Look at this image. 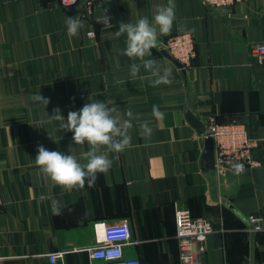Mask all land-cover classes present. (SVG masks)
<instances>
[{
    "label": "crops",
    "instance_id": "1",
    "mask_svg": "<svg viewBox=\"0 0 264 264\" xmlns=\"http://www.w3.org/2000/svg\"><path fill=\"white\" fill-rule=\"evenodd\" d=\"M173 2L172 30L158 35L148 57L172 70V83L153 87L155 77L122 54L125 38L114 32L120 22L145 16L152 22L168 0H98L92 11L85 4L65 8L60 0H0V264H51L49 255L61 251L56 264H91L95 224L122 222L131 230L126 258L181 264L180 208L214 226L197 264L264 261V232L248 225L256 215L264 228V63L252 52L254 43L264 42V0H243L231 10L209 9L200 0ZM104 9L112 17L109 29L99 23ZM69 17L83 23L77 36L67 34ZM93 30L96 38L88 36ZM183 32L197 48L187 69L162 49L168 36ZM132 63L141 64L136 79ZM39 92L50 98L46 108L31 98ZM96 99L111 100L121 123L131 119V146L108 153L112 166L97 174L94 186L68 191L35 165L37 147L85 163L87 143L75 145L73 133L48 115L59 107L66 119ZM154 105L163 119L152 116ZM209 115L246 125L260 142L255 157L262 164L239 175L219 169L205 154ZM144 123L150 138L141 135ZM42 194L50 199L40 201ZM52 199L60 215L53 214Z\"/></svg>",
    "mask_w": 264,
    "mask_h": 264
},
{
    "label": "clouds",
    "instance_id": "2",
    "mask_svg": "<svg viewBox=\"0 0 264 264\" xmlns=\"http://www.w3.org/2000/svg\"><path fill=\"white\" fill-rule=\"evenodd\" d=\"M74 4L76 0H71ZM175 5L173 0H168L167 5L157 7L153 21L148 17H142L136 22H120L118 30L114 32L116 37H124L125 48L122 54L130 60L142 62V67L151 73L155 79L151 80V85L157 87L161 84L172 83L170 68H161L152 56V49L158 47V35L167 36L170 34L175 20ZM108 10H103V15L99 23L105 29L111 28L112 17ZM67 34L77 36L83 23L78 18L69 17L66 21ZM141 71V64L132 63L130 66V78H138ZM144 79V77H139ZM32 100L47 107L50 98L44 97L40 92L34 94ZM112 101L94 100L85 103L78 111H69L67 118L61 114L59 107L53 108V114L48 115L49 121H59V128L63 131L72 132V141L75 145L87 143L89 150L82 153L85 163H81L74 155L65 154L61 151L48 150L43 145H38L37 155L34 159L35 165L44 173L55 185L71 191L75 188L83 189L94 186L98 173H107L112 166V160L108 153H121L131 146V136L129 129L132 128L131 119H125L121 123L118 115V108L111 106ZM126 116L133 117L131 110L126 112ZM152 116L157 120L164 117L158 106L152 108ZM141 135L150 138L152 129L147 123L141 125ZM104 149V151H102ZM235 174L243 172L242 164H232ZM50 197L41 195L40 201H45ZM51 210L54 215L61 214V205L55 199L51 200Z\"/></svg>",
    "mask_w": 264,
    "mask_h": 264
},
{
    "label": "built area",
    "instance_id": "3",
    "mask_svg": "<svg viewBox=\"0 0 264 264\" xmlns=\"http://www.w3.org/2000/svg\"><path fill=\"white\" fill-rule=\"evenodd\" d=\"M98 0H76L73 4L71 0H60L63 7L73 9L81 4H85L89 11L95 8ZM206 8L219 10H231L243 0H200ZM90 38H96L95 31L88 33ZM174 60L180 63L184 69L193 65L197 57L196 42L191 33H174L168 36L162 45ZM254 61L264 63V42H257L252 45ZM207 133L206 140L212 139L215 151L216 166L231 172L235 170L232 164H242L244 170L259 166L253 150L259 148L260 142L251 137L248 127L242 123L228 122L219 123L216 115H209L206 118ZM177 241L180 250L181 264H197L196 253L205 251L207 238L214 233V226L207 218H194L190 211L180 208L176 212ZM249 230L259 233L264 232L262 218L260 216H250L248 218ZM95 245L89 250L92 260L91 264H142L140 260L126 258L124 249L132 241L131 230L127 222L107 225L104 223L95 224ZM195 243H198L196 247ZM66 251L49 255L51 264H56ZM260 264H264V261Z\"/></svg>",
    "mask_w": 264,
    "mask_h": 264
},
{
    "label": "water",
    "instance_id": "4",
    "mask_svg": "<svg viewBox=\"0 0 264 264\" xmlns=\"http://www.w3.org/2000/svg\"><path fill=\"white\" fill-rule=\"evenodd\" d=\"M213 141L212 139H207L206 140V149H205V154L207 155L208 158H214V147H213Z\"/></svg>",
    "mask_w": 264,
    "mask_h": 264
},
{
    "label": "rangeland",
    "instance_id": "5",
    "mask_svg": "<svg viewBox=\"0 0 264 264\" xmlns=\"http://www.w3.org/2000/svg\"><path fill=\"white\" fill-rule=\"evenodd\" d=\"M259 148H260V144H259V146H258ZM258 149V148H257ZM257 149H255V150H253V155H254V157H255V151L257 150ZM255 159H256V161L257 162H259L260 164H262L256 157H255ZM214 162H215V164H216V159H215V151H214ZM259 164V165H260ZM258 167V166H257ZM255 168V167H254ZM222 169H224V168H222ZM227 170V169H226Z\"/></svg>",
    "mask_w": 264,
    "mask_h": 264
},
{
    "label": "trees",
    "instance_id": "6",
    "mask_svg": "<svg viewBox=\"0 0 264 264\" xmlns=\"http://www.w3.org/2000/svg\"><path fill=\"white\" fill-rule=\"evenodd\" d=\"M218 122H219V123H225V122H224V121H222V120H220V121L218 120ZM227 123H228V122H227Z\"/></svg>",
    "mask_w": 264,
    "mask_h": 264
}]
</instances>
